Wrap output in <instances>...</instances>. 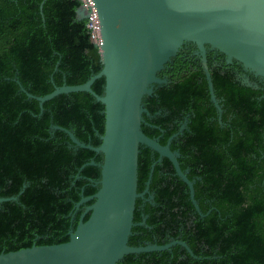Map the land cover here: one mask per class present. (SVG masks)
I'll return each mask as SVG.
<instances>
[{
  "label": "trees",
  "instance_id": "16d2710c",
  "mask_svg": "<svg viewBox=\"0 0 264 264\" xmlns=\"http://www.w3.org/2000/svg\"><path fill=\"white\" fill-rule=\"evenodd\" d=\"M42 1L0 0V198L17 196L16 201L0 203V253L67 242V232L76 228L82 215L80 209L71 221L75 205L95 194V182L100 179L98 166L81 167L92 160L101 163L102 155L70 148L68 136L52 130V126L70 130L79 141L97 147L104 134V107L89 94L79 92L56 96L41 110L36 100L28 99L20 90L19 85L27 93L42 97L63 84H83L102 69L99 48L86 28L87 11L82 2L46 0L40 14ZM196 80V76L180 79L164 97L167 105L187 97L195 100V151H182L186 157L180 162L181 170L190 169L189 181L198 178L193 185L194 200L204 215L201 219L196 213L195 232L184 228L180 238L193 256L176 245L167 251L127 255L118 264H264V94L246 87L238 93L226 80L227 98L238 105L242 133L226 137L227 151L222 158L207 151L208 114L204 95H198L205 87ZM104 86L101 78L91 88L103 95ZM158 93L155 90L151 98L142 100L150 114L155 111ZM144 123L142 132L155 139L158 130ZM147 123L157 125L156 120ZM185 140L187 146L189 138ZM141 147L137 192L142 182V157L149 151ZM149 164H145L146 172ZM141 176L145 179L147 174ZM161 183L156 189L168 195L166 206L172 218L176 207H180L177 212L183 211L174 195L180 196L186 186L181 180ZM182 198L192 209L188 194ZM138 214L136 204L134 224L140 221ZM156 225L160 236L156 242L141 234L145 231L142 226H134L128 245L168 244L163 239L165 230L173 237L176 228ZM179 250L184 257L177 253Z\"/></svg>",
  "mask_w": 264,
  "mask_h": 264
},
{
  "label": "water",
  "instance_id": "95a60500",
  "mask_svg": "<svg viewBox=\"0 0 264 264\" xmlns=\"http://www.w3.org/2000/svg\"><path fill=\"white\" fill-rule=\"evenodd\" d=\"M43 0L39 11L42 14ZM99 24L97 45L102 69L85 83L63 84L45 96L27 93L42 106L62 94L84 92L104 107V134L97 147L79 141L70 130L64 132L70 148L102 155L83 165L98 166L100 179L95 194L83 197L76 208L91 202L79 218L69 240L55 245L36 246L0 253V264H118L125 256L167 251L179 245L191 256L182 241L165 245L130 247L135 203L140 197L138 156L140 146L167 158L178 177L188 186L193 205V184L181 171L169 145L147 137L142 100L152 93L163 69L185 43H194L202 52L205 45L235 61L255 77L264 79V0H90ZM87 18L91 7L86 9ZM105 80L103 95L92 90L96 80ZM210 80V79H209ZM92 181V180H90ZM17 196L0 198V203L16 201ZM89 214L85 220V216Z\"/></svg>",
  "mask_w": 264,
  "mask_h": 264
},
{
  "label": "flooded vegetation",
  "instance_id": "af4514ba",
  "mask_svg": "<svg viewBox=\"0 0 264 264\" xmlns=\"http://www.w3.org/2000/svg\"><path fill=\"white\" fill-rule=\"evenodd\" d=\"M195 76L197 79L196 84L205 87L203 92L199 91L198 95H204L205 111L208 114L205 124L209 134V146L207 147V151L219 153L222 158L226 156L227 151L226 143L224 144L226 137L240 135L242 133V123L238 117V105L232 104L230 99L227 98L226 80L228 79L229 82L236 87V92L238 93L242 87H246L256 91L261 90L264 94V79L255 77L252 73L244 70L243 67L235 61L229 62L223 54L212 49L208 45H205L204 51L202 52L194 43H185L179 49L176 56L165 64L163 69L157 73V78L160 82L154 85L151 95L147 97L151 98L155 90L159 91L156 105L153 107L155 111L153 114H150L145 108L146 102H144L143 108L146 112L143 113L142 116L146 127L149 126V128L158 130V135L155 137L158 142L168 135L166 143L163 144V146L168 144L170 151L176 154L175 157L179 167L180 162L186 157L182 154V151L186 152L187 149L191 153L195 151L194 140L196 132L193 128L192 121L194 119L193 108L195 100L193 97H187L186 101L167 105L164 103V97L165 92L171 93L173 91L170 89L172 84L177 83L180 79L182 80L185 77L194 78ZM154 120L157 122L156 126L147 123L148 121L152 122ZM186 138H189L190 142L187 146H185L187 143L185 142ZM141 148L145 149V147ZM148 150V153L143 154L144 157H142V166L140 168V179L142 182L141 187L139 186L140 190L137 192L140 197L135 203V205L137 204L140 221L136 223L135 226H142L145 231H142L141 234L151 239L153 242H156L157 239L160 238L154 229V227L157 226L156 224H158L160 228H176L173 230L176 233L173 237L169 230H165L163 239L168 240V243L172 241H181L180 238L184 228H187L190 232H195L196 228H193V223L196 220L195 214H198V211L191 201L189 188L184 183L186 187L183 186L180 196L177 194L174 195L176 199L175 202L182 206L183 211L177 212L180 207H176L174 210L176 213L171 218V212L166 206V198L168 195H161L159 193L156 189L158 187L157 183L163 181V183L171 184L172 182L177 183L181 179L178 177L174 166L167 158L161 157L150 149ZM146 162L150 163L147 172L145 171ZM223 163H225V161H223ZM181 171L186 177L190 174L189 168H185ZM144 173L147 174L145 179L141 176ZM196 179L198 178L192 177L190 180L193 185ZM163 183H161V185H163ZM187 194V199L190 201L192 209H188L186 205L187 200L182 198ZM181 201L183 203H180ZM85 208L86 206L77 208L72 215L71 221L75 219L76 212L82 209L83 213ZM181 213L183 214L181 215ZM200 218L202 219L203 217ZM172 219L174 220L172 221ZM148 221L152 222V224L147 225ZM70 231H72V229L67 232L68 235ZM146 243L147 245L150 244L149 242ZM183 250L185 249L183 248ZM177 253L181 257H184L180 250L177 251Z\"/></svg>",
  "mask_w": 264,
  "mask_h": 264
},
{
  "label": "built area",
  "instance_id": "2783aa9c",
  "mask_svg": "<svg viewBox=\"0 0 264 264\" xmlns=\"http://www.w3.org/2000/svg\"><path fill=\"white\" fill-rule=\"evenodd\" d=\"M80 1L82 2L85 9L91 7V13L87 18L86 28L89 31L91 41L94 44H98L100 41V35H99V24L95 10L92 8V3L90 0H80Z\"/></svg>",
  "mask_w": 264,
  "mask_h": 264
}]
</instances>
